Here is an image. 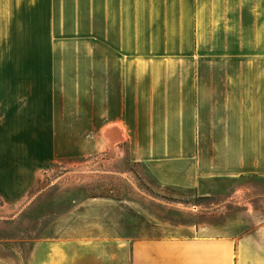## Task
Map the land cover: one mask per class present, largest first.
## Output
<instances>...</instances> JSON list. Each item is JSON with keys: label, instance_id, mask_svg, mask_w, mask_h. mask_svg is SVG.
I'll use <instances>...</instances> for the list:
<instances>
[{"label": "crops", "instance_id": "crops-1", "mask_svg": "<svg viewBox=\"0 0 264 264\" xmlns=\"http://www.w3.org/2000/svg\"><path fill=\"white\" fill-rule=\"evenodd\" d=\"M87 17L72 58L48 75L41 55L0 111V194L126 141L159 185L227 196L195 233L38 242L30 264H264V187L242 184L264 180V0H91Z\"/></svg>", "mask_w": 264, "mask_h": 264}, {"label": "rangeland", "instance_id": "rangeland-1", "mask_svg": "<svg viewBox=\"0 0 264 264\" xmlns=\"http://www.w3.org/2000/svg\"><path fill=\"white\" fill-rule=\"evenodd\" d=\"M90 7L91 0H0V111L7 110L11 94L14 99L41 55L48 75L54 60L72 58L70 37L79 19L87 22ZM116 145L56 163L24 195L0 194V257L30 264L38 242L88 236L130 241L195 233L197 223H219L214 211L227 196L219 195V183L211 195H205L207 189L163 187L131 159L126 141ZM242 184L262 188L264 180L246 178ZM228 210L240 214L232 205Z\"/></svg>", "mask_w": 264, "mask_h": 264}]
</instances>
